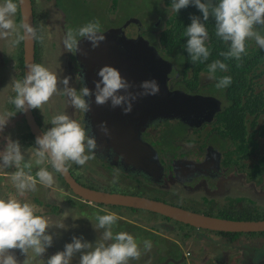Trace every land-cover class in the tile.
<instances>
[{
	"label": "clouds",
	"instance_id": "9594fccd",
	"mask_svg": "<svg viewBox=\"0 0 264 264\" xmlns=\"http://www.w3.org/2000/svg\"><path fill=\"white\" fill-rule=\"evenodd\" d=\"M170 5L171 10L176 13L189 5L195 6L201 13V16L191 17V23L184 31L187 39L183 47L193 65L204 64L211 55V48L207 43L209 32L206 27L210 18L214 21L215 36L227 46L226 51L219 53L224 60L240 61L248 54L249 41H255L258 48L264 51V35L261 34V30L264 29V0H171ZM18 7L19 0H0V37L9 38L8 42L12 47L22 40L37 38L36 30L30 23L27 21L21 23V18L20 21L18 18L20 24L15 23L14 17ZM81 38H86L94 48L97 47L105 39L100 21L93 19L75 29L69 28L63 39L64 48L70 53L73 49L76 51ZM224 60L215 59L206 65L208 79L214 81L217 90L226 89L232 84L231 75L219 77L216 75L217 72H228L229 68ZM26 68L23 78L14 79L11 83L15 94L10 98L11 104L9 103L7 111L12 105L15 112L41 110L42 106L58 93L65 96L69 104L78 112L86 113L89 110V102L86 98L93 93L88 87H81L77 91L69 86V77L58 81V75L41 63H29ZM97 75L100 79L95 82V103L102 105L110 100L112 107H121L125 114L132 111L133 102L138 96H154L160 91L159 84L152 79L140 84L142 91L138 94L129 92L130 83L122 77L118 69L112 66L102 67ZM58 83L63 85L62 89L58 87ZM20 117L24 119L23 113L16 118L12 117L10 112L5 114L8 120L15 119L18 128ZM8 120L0 119V131ZM48 123L52 126L47 130L40 124L44 133L36 138L35 147L22 151L19 142L9 137L3 150L0 151V168L17 169L11 174L10 179L18 197H22L26 192L36 191L37 184L45 188L53 187L54 174L61 178L59 174H66L70 164L83 167L94 156L96 140L87 134L84 123L70 118L65 113L53 115ZM102 129L107 132V128L103 125ZM33 166L37 169L34 176L30 174ZM24 169L29 171L25 172ZM112 182L115 183V179ZM102 211L104 214L95 215L94 223L90 220L99 236L94 249L91 241L85 240L82 236H73L71 242L64 245L63 251L49 256L44 264H71L77 252H80L79 260H75L78 264H130L131 261L139 260L142 255L151 251L153 247L151 240L140 241L126 231H115L120 217L115 212L106 209ZM162 218L165 220L164 217ZM170 223L184 226L173 221ZM53 225L65 228L62 224H54L48 217L37 214L36 205L27 200L13 196L0 197V264H19L15 255L9 251L11 249H19L25 254L24 261L30 257L40 258L53 245V235L47 231ZM166 226L170 227L167 224ZM173 227L176 229L175 226ZM201 235L200 237L204 236ZM209 235L211 234L206 237ZM213 235H217L222 240L224 238L217 233ZM224 241L233 240L224 238ZM86 249L93 250L82 251ZM170 259L175 258L173 256ZM179 262L182 263V260Z\"/></svg>",
	"mask_w": 264,
	"mask_h": 264
},
{
	"label": "rangeland",
	"instance_id": "374dc122",
	"mask_svg": "<svg viewBox=\"0 0 264 264\" xmlns=\"http://www.w3.org/2000/svg\"><path fill=\"white\" fill-rule=\"evenodd\" d=\"M80 5L77 6L73 4L70 0H65L64 5L66 7V15L65 13L55 6V0H38L37 3V12L39 14V32H40V55H41V64L48 67L51 71L55 72L58 75V81L62 80L64 77H69V86L75 87L76 83L73 77L72 69L74 64L72 62V58L70 56V51L66 50L63 45V39L66 31L69 28H77L84 23L88 22L91 18L98 19L101 23L102 30L107 31L109 29L119 28V27H127L128 31L132 32L131 26L136 25L139 21L142 22L143 27H134L140 29H145L148 26H155L157 21H153L151 23H147L145 21L146 14H152V10H158L157 6L160 0H89L88 2H84L83 0H79ZM115 7H117L116 15H115ZM162 11L167 12L165 18L167 19L172 15L173 11L171 8H168L165 3H160ZM158 11L160 14L162 11ZM94 12V13H93ZM161 15V14H160ZM19 18V10L17 11L16 16L14 17L15 23L20 24L18 21ZM165 19V21H166ZM165 21L162 22L163 25ZM132 23V24H131ZM162 25V24H161ZM162 25V26H163ZM130 27V29L128 28ZM159 27V26H157ZM161 27V26H160ZM159 27V28H160ZM261 27V26H257ZM261 34L264 35V29L261 30ZM153 38L157 36V43L159 44V30L152 32ZM9 38L0 37V58L1 60V70H0V119L5 118L6 112H10V115L14 118L17 117V114L12 112V108H9L7 111V107H9L11 95L14 94L12 90V81L14 79H20L21 77V69L19 67L20 62V42L15 46H10L8 42ZM251 42V48H258L255 44V41ZM206 80L208 79V75H204ZM59 88H63L62 84L58 83ZM253 90L256 89L257 92L264 91V76L258 80L253 82L252 87ZM40 118L41 125L45 130L50 128L52 125L49 124V120L55 114L65 113L69 115L67 98L62 94H56L50 101L42 106V109H35ZM19 128L14 120H8L7 124L0 131V151L3 150L7 138H11L12 140H16L19 142L21 146V150L29 149L35 147L31 145L30 142H24V133H27V127L25 120L20 117ZM256 130L259 131L261 127L264 126V114L261 115L257 119ZM213 129V126H210L208 129L199 132L198 134L192 135L191 140L195 141L196 145L201 146L204 143L205 137L208 135ZM173 133L180 134L181 136H187L188 134L185 132L184 127H181L178 123L174 122ZM258 142V148L254 152V154L248 160L242 159L241 154L236 152L234 148L228 154L226 159L234 160L237 162L239 166V170L248 176V179L245 180V184H255L258 188L262 185V178L255 174V170L264 155V138L259 135L256 136ZM198 143V144H197ZM27 155V154H26ZM27 158V157H26ZM72 170L76 173V176L81 180L85 181L90 180V184L92 183H100L104 185L112 184V181L119 182V177L114 176L112 178H106V181H102L101 175L108 174L106 169H98L97 172L94 170L84 171L81 167L76 164H70ZM23 167V162L21 164V168ZM15 168H0V175L3 174L5 176H0V197H8L13 196L18 199L27 200L37 208V214L47 216L50 209L47 207L51 199H55L56 195H60L65 200L69 198H73V195L65 189L62 181L58 178L57 174H54L55 184L51 188H45L37 184V190L34 192H26L22 197H18L16 190L11 182L10 176L16 171ZM36 166H33L31 171L35 172ZM25 172H28V169H24ZM34 176V175H33ZM118 179V180H117ZM93 180V181H92ZM115 182V183H116ZM117 188V186H113L112 188L108 187V191L117 190L119 193H127V194H135L138 193L141 196L149 197L152 199H159L162 201H166L171 204H178L183 207L191 208L197 210L201 213L218 215L219 213L226 212L224 209H230L237 211L242 209L251 208L254 212L260 211V214L264 216V202H259L257 200L256 195L252 194L251 190L243 191L238 187H234L231 193L217 201H206L200 203L198 207L190 206V202L184 201L183 197L175 198L171 193L165 194L164 191H161L160 188L151 186L148 192H140L135 190L134 188ZM201 195H198L200 198ZM75 202L72 203L67 200L68 206H63L62 212L63 215H70L68 220L72 221L73 224H79L83 222L81 219V215L83 217H87L88 213L94 219L97 214H104L102 210L106 209L108 211H112L118 214L120 217L117 227L114 229L116 231H126L130 234L138 233L139 240L148 239L152 241V249L150 252L142 255L139 260L131 261L130 264H163L166 262V257L163 255L173 254L175 260L177 254L176 242L183 244L184 251L187 254V259L190 262L188 264H217L212 263L213 260L217 259L222 261L223 256H229V262L226 260L225 264H239L236 259L237 256L233 245L230 244L228 247L215 246L211 245L210 242L213 240L221 241L217 235H213L214 233L200 230H190L185 226L172 224L170 222L165 221L161 216L156 214L140 211V210H131L127 208H99L97 205H86L81 208V203L75 199ZM79 203V204H78ZM71 207V208H70ZM213 207V208H212ZM85 208V209H84ZM212 208V209H211ZM207 211H211L210 213ZM234 211V212H235ZM94 214V215H93ZM76 217V219H73ZM95 220L93 221V223ZM170 225V227L166 226ZM123 225V227H120ZM176 229H174V227ZM126 227V228H125ZM143 227L144 229H142ZM121 229V230H120ZM201 234L206 235L211 234L207 237L210 238L211 241H204V238L200 237ZM148 237V238H147ZM199 240V241H198ZM224 240V238H223ZM169 251V253L167 252ZM12 254L15 255L19 264H44L41 262V259H28L24 261V254L20 252L17 253V249L9 250ZM20 251V250H19ZM233 251L235 257L233 256ZM181 251H179L178 255ZM153 254L155 260L153 261L150 256ZM147 256V257H146ZM152 256V255H151ZM165 257V258H164ZM178 257V256H177ZM225 257V258H226ZM146 258V259H144ZM158 258V259H157ZM169 264H175L173 262H169ZM180 264V263H178Z\"/></svg>",
	"mask_w": 264,
	"mask_h": 264
},
{
	"label": "water",
	"instance_id": "95a60500",
	"mask_svg": "<svg viewBox=\"0 0 264 264\" xmlns=\"http://www.w3.org/2000/svg\"><path fill=\"white\" fill-rule=\"evenodd\" d=\"M18 8L21 23L27 21L35 28L33 0H19ZM131 29L132 32L124 26L104 31L105 39L95 48L86 38H81L78 42L76 58L84 65L86 85L93 93L88 99L96 133L102 140H109L128 165L135 166L157 182L162 177L164 169L158 151L151 144L140 139L141 130L143 131L149 123L160 118L189 120L196 127L202 126L215 119V116L222 110V104L215 98L191 95L169 88L168 80L176 75L177 70H172L174 66L159 54L157 46L147 41L140 30L132 26ZM35 55V38L23 40L24 75L27 71L26 66L36 62ZM106 65L120 71L122 77L131 85L129 92L138 94L142 91L140 84L143 81L154 79L159 84V93L154 96H138L133 102L132 111L127 114L121 107H112L110 100L102 105L95 103V82L100 79L97 73ZM23 117L35 140L43 135L44 130L35 119L33 109L23 112ZM102 125L107 128V132L102 129ZM212 158L217 165L222 155L214 150ZM175 163L186 167L191 166L189 170L192 175L205 165V163L199 165L194 161L184 159ZM59 176L75 197L89 204L147 211L184 226L213 233H264V219H225L144 196L93 189L80 183L69 169L66 174H59ZM47 231L53 235V246L56 252L63 251L64 245L70 243L73 236H82L85 240L91 241L93 249L99 239L93 233L80 229L65 230L55 225ZM79 257L80 252H77L73 259L79 260ZM169 262L181 263L175 259H168L163 264H169Z\"/></svg>",
	"mask_w": 264,
	"mask_h": 264
},
{
	"label": "flooded vegetation",
	"instance_id": "af4514ba",
	"mask_svg": "<svg viewBox=\"0 0 264 264\" xmlns=\"http://www.w3.org/2000/svg\"><path fill=\"white\" fill-rule=\"evenodd\" d=\"M161 1V0H160ZM38 12H36L35 15V30L37 33L38 39H40V32L38 29V26H36V21L39 20V15H37ZM167 21V20H166ZM165 21V23H166ZM162 21L157 26H161ZM165 26V24H164ZM157 27L156 30H159L160 36L162 33V27ZM139 28V27H138ZM137 28V29H138ZM139 30V29H138ZM154 30V31H156ZM142 36L149 41L152 45L157 46V50L159 54L169 63H171L174 67L172 70L175 71V76L168 80V87L173 90H180L187 92L191 95H203L207 98H215L219 101V99L213 94L215 93V87L214 84H211L213 81L206 80L204 75H208L207 73H202L200 75V79L193 80L194 85L198 87V90L192 91L190 88L185 87L181 84L182 81H185L183 77V67L176 62V55L175 57L173 55L168 54L167 50H164L163 47H158L156 45L157 43V36L153 38L152 36H145L143 29H140ZM159 36V38H160ZM134 37V36H133ZM36 41V38H35ZM37 42V41H36ZM75 57V64L74 69L75 73L73 74L72 80L74 78L75 80V87L76 90L79 91L81 87H87L86 80L84 78V71L83 68L84 65H82L76 58V51L73 49V52L70 53V56ZM1 60L0 58V70H1ZM73 62V61H72ZM74 64V63H73ZM185 71V70H184ZM187 79H190L192 73H188ZM80 77V79H77ZM211 82V83H210ZM86 100L89 102L88 97ZM220 102V101H219ZM221 103V102H220ZM68 111L70 118L77 119L81 123H84L87 134L94 137L96 140L97 147L94 149V156L92 159L87 161L86 165L81 167L84 171H91L94 170L97 172L98 169H106L108 174L101 175L102 177V183L103 181H106V178H112L115 175L119 177V182L110 184V185H104L100 183H92L90 184V180H86V182L81 181L77 176L76 173L72 170L71 165L69 166V169L73 176L83 185L105 191V192H113V193H119V191H108V187L112 188L113 186H117V188H134L137 191L140 192H148V190L151 188V186H155L161 189V191H164L165 194L171 193L174 195L175 198L178 196L181 198L183 197L184 201L190 202V206L192 207H198L200 203L206 201H217L218 199H222L226 196H228L232 189L234 187H238L239 189L243 191L251 190L253 195H256L257 200L259 202H264V190H262V186H264V178H262V185L258 188L255 186V184L251 183L246 185L245 180L248 179V176L241 172L239 168L236 167L235 171L229 170V167L227 163L229 161L234 160H228L225 159V154H223L221 151L215 149L214 147H209L207 144V137L211 133V131L214 129L215 125H213V122L219 115V113L215 116V119L211 123H205L202 126L196 127V125H193V122L189 120H179V119H157L149 123L144 130L140 132V139L147 143L151 144L157 151L158 149L153 145L152 140L156 139L161 142V144L165 147L170 148H179V151L181 152V155L178 157H174L173 154L167 152L165 155H160L159 151V158L160 162L163 166V174L162 177L157 181H153V179L149 176H147L144 172L138 170L133 165H128L125 161L124 157L116 151V148L112 145L109 140H102L98 134L95 131V126L93 124V121L91 119L92 113H91V107L86 112H78L75 110L68 102ZM34 116L39 125L41 124L40 118L38 116V113L35 109ZM7 120V118H6ZM15 120V119H14ZM174 122L178 123L181 127H184L185 132L188 134L187 136H181L180 134L173 133V126ZM210 126H213V129L208 132V135L205 137L204 143L201 146L196 145L195 141L191 140V136L198 134L201 131H204L208 129ZM167 146H166V145ZM198 144V143H197ZM214 150L218 151L222 155V159L219 164L216 165V162H214V159L212 158V153ZM191 152V153H190ZM185 153H190L189 155H185ZM191 160L195 163L201 165L202 163H205L203 167H200V170L197 171L194 175H192L191 171L189 170L191 166L186 167L183 164H177L176 161L179 160ZM237 163V162H236ZM78 166V165H77ZM71 167V168H70ZM239 167V166H238ZM0 176H5L1 174ZM59 178V177H58ZM118 180V179H117ZM93 181V180H92ZM127 194V193H125ZM198 195H201L200 198H198ZM74 199L71 197L67 199L68 201L72 203H76L75 199L78 200L75 196H73ZM67 200H65L60 195H56L55 199H51L47 207L50 209L48 212V217L50 221L54 224H62L65 226V230H74V229H80L87 233H93L98 236V234L94 231L92 226L93 217L91 215L87 214V217H83L81 215V219L83 222L77 224H73L72 221L69 222L68 218L70 215H63L62 208L63 206H68ZM79 203H81V208L86 207V205H89L88 203H85L83 201L78 200ZM78 203V204H79ZM77 205V203H76ZM69 207V206H68ZM58 208V209H56ZM71 208V207H70ZM186 209L191 210V208ZM213 208V207H212ZM211 208V209H212ZM54 209H56L54 211ZM85 209V208H84ZM242 209L235 211V213L241 211ZM192 211V210H191ZM211 212V211H207ZM260 213V211H257ZM256 211L254 213H257ZM94 215V214H93ZM44 216V215H43ZM120 227H123V225H120ZM126 228V227H125ZM144 229L143 227H141ZM190 230H194V228L189 227ZM116 231V230H115ZM119 231V230H118ZM134 237L139 238L138 233L133 234ZM99 237V236H98ZM148 238V237H147ZM204 238V241H211L210 238L202 237ZM141 241V240H140ZM199 241V240H198ZM211 245L215 246H222V247H228L230 244L233 245V248L235 249L236 255H239L236 257L239 264H264V237H241L233 241H217L213 240L210 242ZM177 248V254L176 259L179 262V260H182V263L180 264H188L190 260L188 261L186 257V253L184 251L183 244H180L177 242L176 244ZM180 254L178 255V253ZM169 253V251L167 250ZM17 253L20 254L19 249H17ZM56 253V250L54 246L48 248L47 251L40 257L37 258V260L41 259V262H44L47 260V258L53 254ZM152 255V256H151ZM172 255V254H171ZM171 255H163L164 258L170 259L172 258ZM178 256V257H177ZM233 256L235 257L234 251ZM147 257V256H146ZM153 261L155 260V257L153 254H150L148 256ZM223 257L222 261L221 259L218 260L215 259L212 261V263L217 264H225L226 260L229 262V256ZM23 259H26V255L24 254ZM31 259V257H30ZM146 259V258H144ZM158 259V258H157ZM188 262V263H187ZM36 264V263H35ZM71 264H78V261L72 260Z\"/></svg>",
	"mask_w": 264,
	"mask_h": 264
},
{
	"label": "trees",
	"instance_id": "16d2710c",
	"mask_svg": "<svg viewBox=\"0 0 264 264\" xmlns=\"http://www.w3.org/2000/svg\"><path fill=\"white\" fill-rule=\"evenodd\" d=\"M65 0H55V6L61 9L64 13L66 11V7L64 5ZM73 4L79 6V0H70ZM84 2H88L89 0H83ZM34 3V12H37V3L38 0H33ZM160 3H165L168 8H171V0H161L158 3L157 9L152 10V14H146L145 21L147 23H151L153 21H157L155 26H148L143 29L145 36L152 35V32L157 29V25L160 21H165V16L167 15L166 10L162 11ZM115 15L117 11V7H115ZM19 10V8H18ZM162 11L158 14V11ZM94 13V12H93ZM37 15H39L37 13ZM66 15V13H65ZM201 16V13L198 9L189 5L186 8L181 9L178 13L173 12L172 15L166 19L165 26L161 25L162 33L159 38V46L163 47L164 50H167L168 54L176 55V62L183 67V77L185 81H182L181 84L185 87L190 88L192 91L198 90V87L193 86V80L200 79V75L202 73H207V63H211L215 59L224 60L222 56L219 55L220 52L226 51L227 46L222 41H220L214 34V21L211 20L206 24L207 30L209 32V40L208 45L211 48V55L209 60L204 64L196 63L193 65L189 59L187 51L184 49L183 45L186 42V37L184 36L185 27H187L191 23L192 16ZM67 16V15H66ZM90 19H95L91 18ZM20 21V16H19ZM132 24V23H131ZM141 21H139L136 25L133 24L132 27H143ZM36 26L39 29V23L36 21ZM36 28V27H35ZM36 62L41 63V49H40V39L36 38ZM248 43V54L244 56L240 61H235L232 59L224 60V62L228 65V72L221 73L217 72V76L221 75H231L232 76V84L223 90L215 89V93H213L221 102L222 110L213 122L215 125L214 129L211 131L209 136L207 137V144L209 147H214L215 149L221 151L225 154V159L227 154L233 150L234 148L236 152L241 154V158L248 160L254 154L256 149L258 148V142L256 136L264 138V126L261 127L259 131L256 130L257 119L264 114V91L257 92L256 89H252L253 82L256 80L259 81L261 77L264 76V51L259 48H251V42ZM175 54V55H174ZM20 62L19 67L21 69V77L24 76V63H23V40L20 41ZM72 61L75 64V57L71 56ZM185 70V71H184ZM72 72L75 73V69L73 67ZM192 73L190 79H187L189 76L188 73ZM211 83V82H210ZM214 84V81L211 83ZM15 94V93H14ZM14 94L11 95L14 96ZM11 104V103H10ZM12 112L20 116L23 112H15V108L12 105ZM24 142H30L35 145V138L30 133L29 128L27 127V133H24ZM153 145L158 149L160 155H165L167 152L174 155V157H178L181 155L179 148H170L165 147L161 144L159 140L153 139ZM166 145V144H165ZM36 146V145H35ZM167 146V145H166ZM191 153V152H190ZM190 153H185V155H189ZM228 159V158H227ZM229 170L235 171L238 164L235 161H229L227 163ZM71 168V167H70ZM29 171V170H28ZM35 175V172L31 173ZM255 174L264 178V155L255 170ZM65 189L70 191L69 187L63 182L62 178H60ZM262 190H264V186H262ZM71 192V191H70ZM135 195H139L135 193ZM159 200V199H157ZM180 207H183L178 204H173ZM100 207H104L103 205H99ZM119 208V207H110ZM185 208V207H183ZM58 209V208H56ZM54 209V211L56 210ZM116 210V209H115ZM192 211L199 212L197 210L191 209ZM211 215V214H207ZM213 216V215H212ZM220 218L225 219H234V220H260L264 219L263 215L255 214L251 208L241 210L237 213L234 211H226L222 212L218 215ZM166 221L170 222V220L166 219ZM219 236L224 238H228L231 240H236L243 236L253 237V236H261L264 237V233L260 234H232V233H217Z\"/></svg>",
	"mask_w": 264,
	"mask_h": 264
},
{
	"label": "crops",
	"instance_id": "0c3cea01",
	"mask_svg": "<svg viewBox=\"0 0 264 264\" xmlns=\"http://www.w3.org/2000/svg\"><path fill=\"white\" fill-rule=\"evenodd\" d=\"M141 241H143V240H141Z\"/></svg>",
	"mask_w": 264,
	"mask_h": 264
},
{
	"label": "bare ground",
	"instance_id": "6f19581e",
	"mask_svg": "<svg viewBox=\"0 0 264 264\" xmlns=\"http://www.w3.org/2000/svg\"><path fill=\"white\" fill-rule=\"evenodd\" d=\"M77 198V197H76Z\"/></svg>",
	"mask_w": 264,
	"mask_h": 264
}]
</instances>
